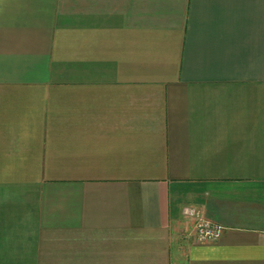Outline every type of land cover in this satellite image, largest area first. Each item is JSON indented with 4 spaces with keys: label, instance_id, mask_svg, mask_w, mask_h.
<instances>
[{
    "label": "crops",
    "instance_id": "1",
    "mask_svg": "<svg viewBox=\"0 0 264 264\" xmlns=\"http://www.w3.org/2000/svg\"><path fill=\"white\" fill-rule=\"evenodd\" d=\"M0 264H264V0H0Z\"/></svg>",
    "mask_w": 264,
    "mask_h": 264
},
{
    "label": "built area",
    "instance_id": "2",
    "mask_svg": "<svg viewBox=\"0 0 264 264\" xmlns=\"http://www.w3.org/2000/svg\"><path fill=\"white\" fill-rule=\"evenodd\" d=\"M187 212L192 213V210ZM219 233V226L207 220H199L194 226V240L198 243L213 242Z\"/></svg>",
    "mask_w": 264,
    "mask_h": 264
}]
</instances>
